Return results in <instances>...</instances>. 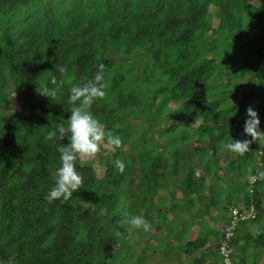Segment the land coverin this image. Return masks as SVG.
<instances>
[{
    "label": "trees",
    "instance_id": "obj_1",
    "mask_svg": "<svg viewBox=\"0 0 264 264\" xmlns=\"http://www.w3.org/2000/svg\"><path fill=\"white\" fill-rule=\"evenodd\" d=\"M251 27L264 41V0H0V264H109L127 238L143 231L121 226V214L139 216L142 209L155 234L168 209L182 231L187 218L191 226L199 223L179 252L191 256L192 264H217L210 259L214 253L220 264L229 207L253 205L257 215L249 222L264 218V180L249 192L246 179L250 168L252 174L264 171V148L259 153L252 145L244 156L224 148L234 138H251L242 130L235 134L238 118L229 104L254 64L264 70V48L250 52L242 44ZM227 58L234 65L243 59L235 66L239 77L223 73ZM100 64L110 87L91 112L121 137L122 147L113 153L101 146L108 161L99 181L90 162L77 160L81 189L66 202L48 203L59 167L57 146L67 141L45 136L70 115V87L92 80ZM61 66L67 68L63 75L55 71ZM220 75L226 78L216 83ZM53 77L63 84L52 100L37 88L55 87ZM254 87L246 101L256 97ZM13 92L28 111L4 116ZM135 119L140 125L133 130ZM197 135L206 146L190 144ZM116 159L124 162L123 173L114 167ZM226 169L233 173L218 175ZM167 177L180 193L169 206L167 196L155 200ZM213 212L217 230L206 225ZM247 223L234 230L232 264L237 253L239 264L247 251L255 259L264 253V231L238 250Z\"/></svg>",
    "mask_w": 264,
    "mask_h": 264
},
{
    "label": "rangeland",
    "instance_id": "obj_2",
    "mask_svg": "<svg viewBox=\"0 0 264 264\" xmlns=\"http://www.w3.org/2000/svg\"><path fill=\"white\" fill-rule=\"evenodd\" d=\"M260 0H253V3L258 4ZM213 11V10H212ZM215 12H213L212 15H214ZM216 19V16L213 20ZM258 33L254 30L253 27L249 30L246 38L242 41L243 46L249 50L250 52L260 50L264 48V41L257 37ZM223 50V49H222ZM116 59L121 60V57L117 54H112ZM230 58H227L226 61H222L223 66V73H231V76L239 77L236 73H238V69H235L236 67H240L243 59L238 58L236 64L231 63ZM227 62V64H226ZM135 64H132L130 68L134 67ZM221 66V67H222ZM134 76V74H132ZM259 75H263V78H257ZM226 78L224 75H220V77L216 80V83L223 81ZM239 79H237V83L235 85H239ZM243 87L240 89L234 88L233 95L231 99L229 100V104H232V111L233 115L238 118V130H236L235 134L242 135L243 131V125L246 120V110L249 106H251L257 113L260 119V128L262 131H264V70H262V66L259 63L254 64L253 70L247 72V74L242 77L241 79ZM256 85V86H255ZM255 86V87H254ZM251 88V92H254L256 95L255 98H253L250 101H246L244 99L245 95L248 96L249 88ZM226 102V101H225ZM228 104V103H227ZM170 107V106H169ZM165 110V115L169 113L171 108ZM10 111H21L23 113H26L28 110L24 107H22V104L18 98L17 92L11 93V96L8 97L6 104L4 108L2 109V113L4 116H6ZM140 122L139 120L135 119L132 121V129L139 127ZM242 130V131H241ZM136 138H134V142L136 141ZM158 139L162 144L164 143V140H166L164 137H159ZM251 139V138H249ZM233 140V139H232ZM234 140H237V138H234ZM132 141V140H130ZM190 144L193 146H206L207 140L201 136H195L189 139ZM195 142V143H194ZM259 146L258 151L262 150L259 143L253 142L250 144L251 146ZM134 154V152H132ZM260 157V155H258ZM86 162H90L97 171V181L100 180L101 176L103 175L106 166H107V159L105 155H102L101 153H97V155L94 158L86 159ZM219 161L222 165L226 166V159L224 155H221L219 157ZM224 166V167H225ZM232 170H225V173L223 171H219L218 175L223 177L226 174H232ZM247 172L243 171V176H245ZM216 179L217 176H214ZM242 179V178H241ZM245 179V177L243 178ZM213 180V179H212ZM226 188V190L234 188L233 185H224L223 188ZM241 191H247V189L244 190V187H240ZM163 191V192H162ZM162 192V193H161ZM160 193L163 195H159L155 198L156 202H160V197L167 196V202L165 204H168V206L172 203V201H177V197L180 196V193L178 191H175L173 185L170 183V177H167L165 184L163 188L160 190ZM230 193V192H229ZM160 196V197H159ZM222 198L225 200L226 195H223ZM129 201H125V203L120 206L118 211L126 206V204ZM264 203V201H263ZM187 208H191V206L188 204ZM199 209V208H198ZM197 212L200 211V209ZM168 212L164 215L163 219H161V230L158 231L157 234L154 233V230L150 232H144V231H138L136 232V237L134 239L127 238L125 240L124 244H122L119 248L116 249L115 255L113 260L109 264H192V258L191 256H186L183 253L179 252L178 245H183L185 240L189 239V237L194 236V232L200 227L199 223H196V225H189V218H186L184 220V225L186 229L182 231L183 226L179 224L177 218H172L173 212L171 209L167 210ZM117 212V211H116ZM146 213V210L142 209L140 211L139 216H144ZM168 213L170 216H168ZM138 215V212H132L131 216ZM175 216V214H174ZM218 216L215 212H213L212 217L206 222L207 226H211L213 229L217 230L220 227V224L215 226V222L218 220ZM165 223V224H164ZM214 223V224H213ZM187 225V226H186ZM195 230V231H194ZM250 231L254 234H257L261 231H264V218L260 223H252L250 227ZM213 242V241H212ZM261 252V251H260ZM180 253V255H179ZM250 253V252H249ZM262 254V253H261ZM211 261H216V255L211 256ZM255 261V259H253ZM217 263V262H216ZM218 264V263H217ZM246 264H252V259L249 258L248 262Z\"/></svg>",
    "mask_w": 264,
    "mask_h": 264
},
{
    "label": "clouds",
    "instance_id": "obj_3",
    "mask_svg": "<svg viewBox=\"0 0 264 264\" xmlns=\"http://www.w3.org/2000/svg\"><path fill=\"white\" fill-rule=\"evenodd\" d=\"M105 65L100 64L94 78L83 85L73 84L69 89L68 103L70 105V115L66 122H60L56 128L49 131L45 136V141H52L59 137L66 140L64 144L57 146L59 153V167L56 169V179L54 186L45 196L48 203L55 200L68 201L74 192L81 189L83 178L76 170L77 160H86L94 158L100 152L101 146L115 153L117 149L122 147V139L119 135H114L112 131L105 129L104 124L97 119L91 112L93 103L96 100H102L107 95L110 87L104 75ZM55 71H59L62 75L67 72L66 67H55ZM55 87L47 85L38 86L37 92L41 96H46L53 100L59 91L61 80L58 84L55 77L50 80ZM246 120L243 125V133L251 139L233 140L224 145V148L239 156H244L250 151V144L259 143L264 148V131L260 128V119L258 113L249 106L246 110ZM114 167L123 173L125 164L122 160L116 159ZM249 175L246 177L250 183H255L257 179L264 180V171H258L252 174V169L248 170ZM123 219L120 221L121 226L130 225L129 231L143 230L149 232L152 228L151 223L142 216H129L127 212H123ZM119 235V233H117ZM7 264H15L14 260H9Z\"/></svg>",
    "mask_w": 264,
    "mask_h": 264
},
{
    "label": "built area",
    "instance_id": "obj_4",
    "mask_svg": "<svg viewBox=\"0 0 264 264\" xmlns=\"http://www.w3.org/2000/svg\"><path fill=\"white\" fill-rule=\"evenodd\" d=\"M261 153V151H259ZM254 175V174H253ZM253 184L248 182V191L252 192ZM257 212L253 205L248 207H229V222L228 225L223 230V236L219 242L218 253L220 255V264H232V248L231 242L234 236V230L238 224L244 221L254 220L256 218Z\"/></svg>",
    "mask_w": 264,
    "mask_h": 264
},
{
    "label": "crops",
    "instance_id": "obj_5",
    "mask_svg": "<svg viewBox=\"0 0 264 264\" xmlns=\"http://www.w3.org/2000/svg\"><path fill=\"white\" fill-rule=\"evenodd\" d=\"M251 221V220H250ZM262 221V220H261ZM245 222V221H244ZM252 223L253 222H249L248 221V223L246 224V225H243L244 226V229L242 230V232H241V236H239L240 238H241V241H239L238 242V244H237V246H238V250L239 249H242V248H244L242 245H243V242L245 241V240H247V239H249L250 238V235H253V236H255V235H257V234H259V233H257V234H254V233H252L251 231H250V227H251V225H252ZM256 223V222H255ZM258 223V222H257ZM241 224V223H240ZM254 224V223H253ZM191 225V224H190ZM238 226H239V224H238ZM262 232V231H261ZM192 237L190 236L189 237V239H191ZM232 248V252H233V247H231ZM237 250V249H236ZM212 255H216V254H211V256ZM217 255H218V252H217ZM242 257V256H241ZM240 254H236V259H235V264H239L240 262ZM243 258H244V260L242 261V263H247L248 262V259L249 258H251L252 259V264H262V262L264 261V253H262L261 254V252L257 255V258L255 259L254 257H251L250 256V253H249V251H247L244 255H243ZM253 259H255V261L253 260ZM216 261H217V263H219V258H217L216 259Z\"/></svg>",
    "mask_w": 264,
    "mask_h": 264
}]
</instances>
